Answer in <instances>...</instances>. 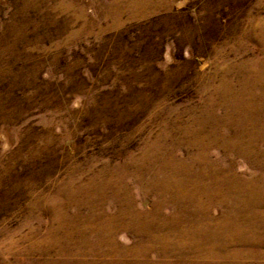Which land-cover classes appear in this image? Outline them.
Returning a JSON list of instances; mask_svg holds the SVG:
<instances>
[{
    "label": "rangeland",
    "instance_id": "374dc122",
    "mask_svg": "<svg viewBox=\"0 0 264 264\" xmlns=\"http://www.w3.org/2000/svg\"><path fill=\"white\" fill-rule=\"evenodd\" d=\"M0 264H264V0H0Z\"/></svg>",
    "mask_w": 264,
    "mask_h": 264
}]
</instances>
